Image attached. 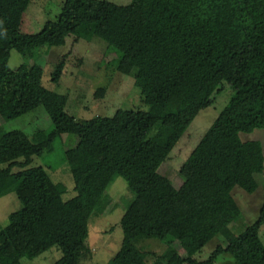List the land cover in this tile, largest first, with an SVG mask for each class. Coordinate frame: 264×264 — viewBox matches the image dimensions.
I'll use <instances>...</instances> for the list:
<instances>
[{
	"label": "trees",
	"instance_id": "obj_1",
	"mask_svg": "<svg viewBox=\"0 0 264 264\" xmlns=\"http://www.w3.org/2000/svg\"><path fill=\"white\" fill-rule=\"evenodd\" d=\"M31 1L0 0V115L15 119L44 106L53 128L19 136L0 125V197L14 192L21 202L0 229V264H21L54 246L62 251L54 264H86L90 220L111 203L105 193L117 177L134 197L120 221L121 247L107 264H215L224 253L234 264H264V202L254 223L237 235L230 229L242 215L234 189L253 193L250 171H264L262 142L241 136L264 128V0H102L94 12L85 9L94 0H64L56 19L26 33ZM99 26L111 33L114 69L133 74L148 109L78 121L66 111L68 96L43 84L40 64L9 65L13 49L29 55L65 35L89 41ZM66 58L52 81L61 80ZM226 83L229 101L183 163L176 187L159 168ZM67 133L78 136L64 150L76 192L69 199L45 166H29ZM217 237L209 258L194 256ZM149 239L165 250H148Z\"/></svg>",
	"mask_w": 264,
	"mask_h": 264
},
{
	"label": "rangeland",
	"instance_id": "obj_2",
	"mask_svg": "<svg viewBox=\"0 0 264 264\" xmlns=\"http://www.w3.org/2000/svg\"><path fill=\"white\" fill-rule=\"evenodd\" d=\"M64 0H32L23 16L21 30L26 33L39 32L46 22L56 19ZM102 0H94L85 6V9L94 12ZM119 5H127L132 0H109ZM89 6V7H88ZM111 33L99 26L96 35L89 41L76 40L74 35H65L55 40L51 45H45L33 50L29 55H23L17 50L11 51L9 65L15 68L22 63H38L44 69L43 84L60 94L68 96L66 111L83 121L97 115L113 116L118 111H128L132 114L148 109L143 101L140 89L135 85L133 74H123L114 69L115 53L109 48L108 41ZM66 54V66L59 82L52 81V73L59 59ZM228 85V86H227ZM223 91L216 94V99L194 119L191 126L183 134L163 162L159 171L170 177L176 187L184 182L180 169L188 159L192 150L200 142L208 128L214 123L222 109L228 103L232 88L226 83ZM105 88V94L100 97V89ZM0 125L6 130L16 132L19 136H32L38 130L50 131L53 128L44 106L15 119H8L0 115ZM244 140H259L264 150V128H257L249 133H241ZM78 136L67 133L56 142L55 150L44 157H34L29 166H45L53 179L63 182L67 186L65 199L76 195L74 180L69 166L64 164V150L77 144ZM251 179L256 188L249 193L242 188L234 189V196L242 209L239 219L231 223V231L237 235L249 224L254 223L264 202V171L252 175ZM111 203L101 215H93L89 223V237L87 243L92 251V258L86 264H107L108 260L120 249L123 231L120 225L121 218L127 204L134 197L123 177H117L112 186L106 191ZM115 206V207H114ZM21 202L14 192L0 197V229L9 223V214L18 210ZM114 207V208H113ZM260 235L264 242V224ZM215 238L204 248L194 254L200 260H206L219 243ZM218 239V240H217ZM224 242L227 240L221 236ZM145 247L156 253L165 250V245L158 239H149ZM175 247L182 253L185 251L176 243ZM62 256V251L54 246L40 253L35 258L23 257L21 264H54ZM215 264H234V258L228 253L220 255Z\"/></svg>",
	"mask_w": 264,
	"mask_h": 264
}]
</instances>
